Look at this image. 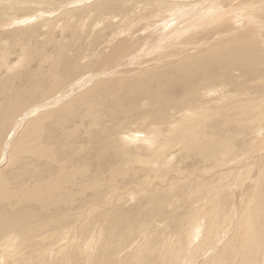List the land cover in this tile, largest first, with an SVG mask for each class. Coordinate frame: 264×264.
<instances>
[{
	"label": "bare ground",
	"instance_id": "obj_1",
	"mask_svg": "<svg viewBox=\"0 0 264 264\" xmlns=\"http://www.w3.org/2000/svg\"><path fill=\"white\" fill-rule=\"evenodd\" d=\"M15 1L0 264H264V0Z\"/></svg>",
	"mask_w": 264,
	"mask_h": 264
},
{
	"label": "rangeland",
	"instance_id": "obj_2",
	"mask_svg": "<svg viewBox=\"0 0 264 264\" xmlns=\"http://www.w3.org/2000/svg\"><path fill=\"white\" fill-rule=\"evenodd\" d=\"M24 1V0H23ZM45 1V0H44ZM66 0H62V3H64ZM15 2H20V0H16ZM14 2V3H15ZM7 3H13V0H0V5H1V7L4 9V11H6L7 12V10L9 9L8 8V6L6 5ZM22 3H26V1H24V2H22ZM40 4H42L43 5V3H40ZM12 5H14V4H12ZM28 5V4H27ZM27 5H23V6H21V7H23V8H21L20 7V5H19V7H18V10H22V9H25L26 7V9H29V8H31V7H34V5L33 4H31V6H27ZM30 5V4H29ZM42 5H40L39 7H37L39 10H41V8H42V10H44V9H46V8H44V7H46L45 6V4L42 6ZM7 6V7H6ZM66 5H64V7H65ZM6 7V8H5ZM63 7V6H62ZM44 8V9H43ZM10 9L11 10H13V8L12 7H10ZM41 10V11H42ZM61 10L60 9H57L53 14L54 15H56V14H58L59 12H60ZM63 11H70V9H65V8H63ZM58 12V13H57ZM0 16H1V19L3 18V16L5 17V12H2L1 14H0ZM38 17V15L35 13V15H34V18L35 17ZM58 32H60V31H58L57 30V33H55V35H56V37H57V34L59 35V33ZM60 36H58V38H59ZM12 57V56H11ZM14 58V57H13ZM12 59V58H11ZM126 65H128L127 63L126 64H124V66H126ZM135 65H131V66H128V67H131V68H133ZM93 74H95V73H93ZM93 77H94V75H92ZM103 77V76H102ZM105 77H112V76H110V75H105ZM84 79H87V77H84ZM88 86H90L89 84L87 85V86H85V88H87ZM84 88V89H85ZM73 91H75L74 92V94L77 92V91H79L78 90V88H76V89H73L72 91H70V92H73ZM69 92V93H70ZM69 93H68V95L66 96V98H68L69 97ZM74 94H72V95H74ZM71 95V96H72ZM65 96V95H64ZM57 105H59V104H57ZM57 105H53V106H57ZM50 107H52V106H50ZM26 113V112H25ZM24 113V114H25ZM24 114L22 115V116H24ZM29 119V117L28 118H26L25 120L27 121ZM31 119V118H30ZM24 123H26V122H23L22 124H23V126H24ZM22 124H21V126L18 128L19 130H18V133H19V131H21L23 128V126H22ZM20 128H21V130H20ZM176 131H174V135H173V139H174V142H176V145H174V148H177V146H178V139L180 138V137H184V134H185V132H184V130L183 129H179V128H177V129H175ZM180 131V132H179ZM180 133V135H178L177 133ZM18 135V134H17ZM176 135V136H175ZM176 139V140H175ZM217 237V236H216ZM224 238V239H223ZM226 238H227V235L226 234H224L223 235V237H221V239L219 240V242H217L216 243V245L210 250V251H208V255L206 256L207 257V259H208V257H211V255H212V253L214 254L218 249L217 248H219L221 245H222V243L224 242V240H226ZM220 244V245H219ZM217 246V247H216ZM216 248V250H214ZM214 250V251H213Z\"/></svg>",
	"mask_w": 264,
	"mask_h": 264
}]
</instances>
